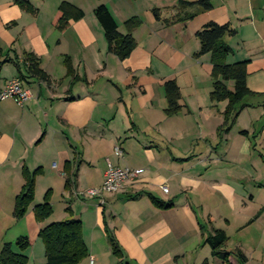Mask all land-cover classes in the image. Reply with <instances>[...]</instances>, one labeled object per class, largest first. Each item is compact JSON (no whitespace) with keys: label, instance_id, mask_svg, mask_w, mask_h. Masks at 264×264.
<instances>
[{"label":"crops","instance_id":"obj_1","mask_svg":"<svg viewBox=\"0 0 264 264\" xmlns=\"http://www.w3.org/2000/svg\"><path fill=\"white\" fill-rule=\"evenodd\" d=\"M26 1L34 13L14 0H0V89L22 76L30 93L21 107L10 98L0 101V193L6 196L0 205L8 221L24 223L31 242L53 221L37 222L34 204L20 220L13 217L23 168H41L35 187L45 177L52 190L51 181L59 179L70 201L80 173L93 169L95 181L87 186L98 187L108 160L142 172L121 190L105 194V203L94 206V219L88 210L75 216L88 248L91 237L85 234L90 232L99 244L80 263L95 264L93 255L111 253L106 224L134 264H239L236 250L245 264H264V96L262 110L245 103L229 131H218L227 102L209 99V54L194 56L197 30L208 21L229 23L236 34L224 39L231 48L225 62L248 60L247 87L264 93V0H210L207 11L180 10L178 0ZM62 1L84 15L58 31L54 24ZM99 4L106 6L120 33L126 19H141L132 33L136 46L124 60L107 52L93 12ZM194 11V17L181 20ZM24 53L40 59L48 82L28 76ZM65 57L73 74L66 70ZM167 80H174L181 94V110L171 116L164 113ZM66 169L76 174L68 188ZM150 197L165 207H157ZM213 230L228 238L225 248L232 254L227 262L213 257L204 243Z\"/></svg>","mask_w":264,"mask_h":264},{"label":"trees","instance_id":"obj_2","mask_svg":"<svg viewBox=\"0 0 264 264\" xmlns=\"http://www.w3.org/2000/svg\"><path fill=\"white\" fill-rule=\"evenodd\" d=\"M18 6L30 13L35 12V8L26 0H14ZM177 8L184 10L188 7H196L199 10L207 11L212 8L210 0H196L188 2L178 0ZM94 15L102 27L104 38L107 44V52L115 55L119 60L127 58L131 51L135 48L136 42L132 35L133 31L141 24V19L137 16L126 19L123 23L124 33H120L117 24L105 5L99 4L94 9ZM155 19H160L159 10L152 9ZM196 11L189 13L181 20L194 17ZM83 11L75 5L62 1L56 11L55 28L63 31L70 20H78L83 17ZM166 23L169 21L164 20ZM236 34L235 28L229 23L218 24L213 21L206 22L199 30L195 32V37L199 42V49L194 54L199 57L209 54L211 63L210 78L212 82L209 92V99L212 103L226 101L225 109L222 112L223 122L219 126L218 131H229L234 125L238 114L242 110L245 103L243 100L253 95L246 84L248 60L238 61L234 63H226L225 59L231 53L230 46L224 41L226 37H232ZM22 65L30 78L48 82V75L40 68V59L33 53H24L22 56ZM14 62V61H13ZM64 65L68 74H73L72 64L69 57H65ZM18 67V64H16ZM22 79V76L18 77ZM74 79L76 77L74 76ZM228 82H232V87L228 86ZM163 91L166 99V107L164 113L166 116L177 114L181 110L180 91L174 80H167L163 83ZM242 133H245L242 131ZM67 168V165H66ZM42 172L41 168L33 171L22 169L23 185L19 194L14 199L13 217L20 220L25 215L29 206L32 204L34 197L35 178ZM64 187L68 188L75 184L76 174L66 169ZM49 190L44 196L42 203L33 205V214L37 222H42L51 215V205L48 197ZM150 200L157 207H165V205L150 197ZM65 212L70 216L68 219L54 221L41 227L37 237L41 240L44 247V262L41 264H78L88 256L86 244L82 238V222L79 218L71 217L69 206L65 208ZM202 227V226H200ZM104 232L106 233L110 251L116 258L115 264H134L128 260L117 243L112 231L104 224ZM227 236L222 230H213L207 235L204 243L208 244L211 249V255L215 258L228 261V257L232 252L226 250L225 244ZM31 244L30 239L21 235L17 237L14 244L4 242L0 248V264H27V256L25 251ZM239 264H245L246 258L240 251H234Z\"/></svg>","mask_w":264,"mask_h":264},{"label":"rangeland","instance_id":"obj_3","mask_svg":"<svg viewBox=\"0 0 264 264\" xmlns=\"http://www.w3.org/2000/svg\"><path fill=\"white\" fill-rule=\"evenodd\" d=\"M263 96H264V93L255 92L253 95L246 97L242 103H250V106H253L252 108H255V109L260 111V110H262V105H261L262 103H261L260 97H263ZM220 105L223 106L224 103L221 102ZM223 110H222V112H223ZM255 112H253L251 114H254ZM247 121H249V119ZM259 124H260V122H259ZM234 128L236 129L237 127L235 126ZM87 170H89V171H86L87 173H83V172L80 173L81 177H80L79 182H78L79 186L76 190L78 192L82 191L85 193L86 190H88L90 188H95V187L87 186L88 184L94 183V181H95L94 180V177H95L94 172L95 171L93 169H90V168ZM46 180L47 179L44 177L40 181V183L38 182V186L34 188L33 201H32V204L29 206L28 210L30 209V207L33 204L35 205L38 203H42L45 194L49 190L48 197H49V203L51 205L52 212H51V215L48 217V219H53L52 222L60 221L62 219H68L70 217L66 212H64L65 211L64 207H66L67 205L68 206L70 205L72 207V209L74 210L75 214L72 215L71 217L75 218L76 215L80 216L79 215L80 211L88 210L89 214H91V212L93 211L92 212V214H93L92 218L94 219V210H95L94 206L101 207L98 205L97 199L95 197H91V196H87V195L86 196H80L79 195L77 197L73 196L72 199L69 201L67 199V197L69 195L67 194V192H65L63 190L62 185L59 184V183H61V181L59 179H57V181H51V183L53 185L52 190L48 189L49 186H45ZM2 193H3V191L0 193L1 201L6 198V196H4V194H2ZM4 206H5V203H4ZM27 211H26V213H27ZM5 212L8 213V211H5ZM64 213H66V216H65V218L61 219L60 217H62L64 215ZM55 219H58V220H55ZM89 219H91V218H89ZM10 221L11 222L8 221V219L5 216V214L3 213L2 209H1V205H0V248L4 242H10V243L14 244V241L17 237H19L21 235L28 236V230H27V227L24 226V223H22V222L15 223L11 219H10ZM91 222H89V226H90ZM49 223H51V222H49ZM89 226L84 228V230L86 229V231H87ZM85 235L89 239L91 237L90 241H92V242L94 241V237H93L94 235L92 232H90V235H88V234H85ZM90 241L88 242V244L90 245L89 248L86 244L88 252H89L90 247H92V246H93L94 250L96 248H99L98 242H93V244H91ZM25 254L27 256V264H41L44 262V260H45V258H44V247H43L41 240L38 237L34 238V241L31 242L29 248L25 251ZM93 256H94L93 261L95 262V264H111L113 262V258H115V256L112 255V253H108L105 250L103 252H101L99 255L95 254ZM87 261H88V259L86 260V263H87ZM80 264H82V263H80Z\"/></svg>","mask_w":264,"mask_h":264},{"label":"built area","instance_id":"obj_4","mask_svg":"<svg viewBox=\"0 0 264 264\" xmlns=\"http://www.w3.org/2000/svg\"><path fill=\"white\" fill-rule=\"evenodd\" d=\"M29 97V91L26 88H23L21 80L18 77L10 79L3 88L0 89V101L10 98L20 107L24 105ZM114 151L117 155H122V150L118 146L114 147ZM141 172L142 169L114 166L107 160L101 184L98 187L86 190L85 193L77 191L75 196L87 195L95 197L98 205L101 206L105 203V194L121 190L126 182L132 180ZM162 189L165 190V187Z\"/></svg>","mask_w":264,"mask_h":264}]
</instances>
